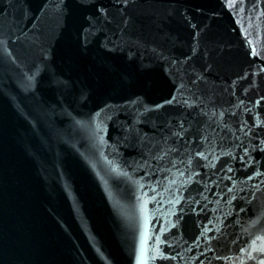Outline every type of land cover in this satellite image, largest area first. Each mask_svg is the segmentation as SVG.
Listing matches in <instances>:
<instances>
[{
  "label": "water",
  "instance_id": "water-1",
  "mask_svg": "<svg viewBox=\"0 0 264 264\" xmlns=\"http://www.w3.org/2000/svg\"><path fill=\"white\" fill-rule=\"evenodd\" d=\"M48 3L0 0V264L264 260V0Z\"/></svg>",
  "mask_w": 264,
  "mask_h": 264
},
{
  "label": "snow or ice",
  "instance_id": "snow-or-ice-1",
  "mask_svg": "<svg viewBox=\"0 0 264 264\" xmlns=\"http://www.w3.org/2000/svg\"><path fill=\"white\" fill-rule=\"evenodd\" d=\"M86 2H88V3H94L95 0H86ZM239 2L240 3H245V5H246V0H239ZM123 3H124L125 6H127L128 0H123ZM226 3L232 5V10L233 11H235L236 8H237V6H238L237 5V0H226ZM65 4H66V0H49V3L48 4H45V8H48L49 6H51V7L55 8L58 12H62L63 9H64ZM103 11H105V13H106V10H103ZM193 27H195V26H193ZM6 46H7V41L4 40L2 37H0V49L5 48ZM253 55H255V50H253ZM186 59H191V57H186ZM176 63H177L176 61H173V64H176ZM261 71H264V69H261ZM193 83H195V81H193ZM182 89H183V84H181V86L176 89L177 93H182ZM177 101H178V96L177 95H173L172 98H171V100L166 101V103L167 104H176ZM183 103L184 104H187L188 101L187 100H184ZM161 107H163V105H157L156 106L157 109H159ZM152 110L153 109H149V111H152ZM103 111L104 110H101V111L96 112L94 114V116H95V118L97 120H101L102 121ZM96 127H97V131H99L100 130V123H97ZM249 131H251V129H249ZM247 134L248 133L245 132V135H247ZM260 144L261 145H264V140H261L260 141ZM256 147H259V145H257ZM260 150L261 151H264V147H261ZM198 154L199 155H203L202 153H198ZM245 155H248V151L247 150L245 152ZM228 171L231 172L232 169L229 168ZM260 175H261V172H260L259 168H257L256 172L253 175L248 176L247 179L248 180H254L256 177H258ZM261 183H264V181H261ZM253 187L256 188V190L258 191L260 186L257 184V185H253ZM228 191L230 192L231 189H228ZM233 199H236V197H233ZM241 211H243V209H241ZM241 251L243 252L244 249H241ZM167 259H174V257H167ZM138 264H142V262H139L138 261ZM259 264H264V260H260Z\"/></svg>",
  "mask_w": 264,
  "mask_h": 264
}]
</instances>
